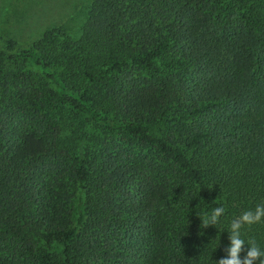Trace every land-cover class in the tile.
Segmentation results:
<instances>
[{"label":"trees","instance_id":"16d2710c","mask_svg":"<svg viewBox=\"0 0 264 264\" xmlns=\"http://www.w3.org/2000/svg\"><path fill=\"white\" fill-rule=\"evenodd\" d=\"M0 40V264L227 257L264 204V0H90L76 39Z\"/></svg>","mask_w":264,"mask_h":264},{"label":"rangeland","instance_id":"374dc122","mask_svg":"<svg viewBox=\"0 0 264 264\" xmlns=\"http://www.w3.org/2000/svg\"><path fill=\"white\" fill-rule=\"evenodd\" d=\"M89 4L90 0H0V38H13L18 47H25L43 30L60 25L76 39Z\"/></svg>","mask_w":264,"mask_h":264},{"label":"clouds","instance_id":"9594fccd","mask_svg":"<svg viewBox=\"0 0 264 264\" xmlns=\"http://www.w3.org/2000/svg\"><path fill=\"white\" fill-rule=\"evenodd\" d=\"M224 212L225 209L221 206L213 209L210 216L205 214V217L201 220L203 227L210 224L215 225ZM262 219H264V204L257 205L254 211H245L233 220L229 235L230 246L226 249L227 257L221 258L217 264H256V261H259V264H264V250H261L254 240L249 241L247 244L248 249L244 258L241 259L239 255L244 251L243 246L245 245V241L241 238L240 229L244 225L259 223Z\"/></svg>","mask_w":264,"mask_h":264}]
</instances>
